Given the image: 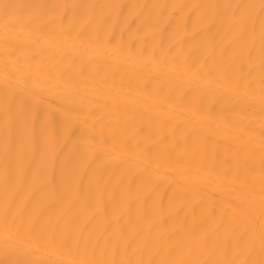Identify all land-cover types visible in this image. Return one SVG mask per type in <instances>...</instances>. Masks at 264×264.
<instances>
[{
  "label": "bare ground",
  "instance_id": "1",
  "mask_svg": "<svg viewBox=\"0 0 264 264\" xmlns=\"http://www.w3.org/2000/svg\"><path fill=\"white\" fill-rule=\"evenodd\" d=\"M0 264H264V0H0Z\"/></svg>",
  "mask_w": 264,
  "mask_h": 264
}]
</instances>
